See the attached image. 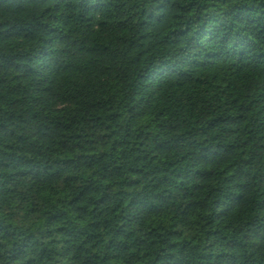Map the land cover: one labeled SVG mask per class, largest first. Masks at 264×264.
Masks as SVG:
<instances>
[{"label": "trees", "instance_id": "16d2710c", "mask_svg": "<svg viewBox=\"0 0 264 264\" xmlns=\"http://www.w3.org/2000/svg\"><path fill=\"white\" fill-rule=\"evenodd\" d=\"M0 264H264V0H0Z\"/></svg>", "mask_w": 264, "mask_h": 264}]
</instances>
